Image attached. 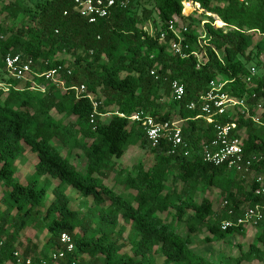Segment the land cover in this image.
Masks as SVG:
<instances>
[{
  "label": "trees",
  "instance_id": "obj_1",
  "mask_svg": "<svg viewBox=\"0 0 264 264\" xmlns=\"http://www.w3.org/2000/svg\"><path fill=\"white\" fill-rule=\"evenodd\" d=\"M121 1L89 23L74 0H0V264H264V220L252 238L242 225L221 228L264 204L256 194V179L264 178V74L253 85L244 79L250 62L262 63L264 0H193L204 12L187 16L183 0ZM155 14L160 29L152 33ZM9 54L30 60L39 76H12ZM51 68H59L55 80L40 75ZM174 79L185 88L181 99ZM213 80L226 81L248 109L231 108L214 122L199 117V107L189 109ZM82 84L86 91L77 95L73 87ZM140 111L181 120L184 143L174 154L167 140L152 146L142 121L131 119ZM216 122L236 124L232 136L253 158L250 170L204 161ZM26 146L37 163L22 182L17 161ZM129 149L143 155L119 168ZM67 187L84 198L80 208L71 206ZM27 227L47 230L42 246L22 243ZM64 232L75 249L55 260ZM201 234L213 243L209 253L192 248Z\"/></svg>",
  "mask_w": 264,
  "mask_h": 264
},
{
  "label": "built area",
  "instance_id": "obj_2",
  "mask_svg": "<svg viewBox=\"0 0 264 264\" xmlns=\"http://www.w3.org/2000/svg\"><path fill=\"white\" fill-rule=\"evenodd\" d=\"M244 1V0H240ZM126 1H121L122 6H126ZM75 7L82 18H85L89 23H95L99 19L106 17L111 10L116 6V0H74ZM183 11L182 15L187 16L193 11L204 12L198 2L193 0H183ZM209 14V13H208ZM179 18H176V23ZM174 26L171 24V29ZM187 28L185 27L184 30ZM161 38H164V33L161 34ZM175 52H181L180 43H174L172 45ZM6 65L9 73L18 79H28V73H33L31 69V61H22L19 55L9 54L6 57ZM59 68H51L47 72L40 74L48 80H55L56 74ZM151 74L158 78L156 71L151 70ZM34 75L39 76L38 73ZM259 75V71L256 66H250L248 68V74L245 76V82L248 85H253L255 78ZM64 86V83L61 82ZM38 86V85H36ZM226 81H211L207 92L202 95L198 100L191 101L187 104L189 109H195L199 107L201 114L199 117L214 122L216 117L223 115L227 110L234 107H243L248 109V105L244 98H236L232 96L228 91L225 90ZM74 90L77 95L84 94L86 91L85 85L74 86ZM171 88L177 99H181L185 93L183 84L178 80L174 79L171 82ZM93 105L96 107L97 103L94 101L92 96H89ZM228 108V109H227ZM258 109L263 110V104H258ZM123 115V114H120ZM255 121H258V114L252 117ZM132 120L142 121L148 139L152 146H158L161 140H167L171 143L172 149L170 153L174 154L180 146L184 143L182 136V125L181 120H166L157 121L150 115H145L144 112H135L131 116ZM235 123L221 124L215 123V137L204 146V161L220 167L224 166L228 169H234L237 171H248L253 163V158H246L244 156L243 147L238 137L232 136V130L235 128ZM258 187L256 194L264 195V178L262 176L256 179ZM226 203V202H225ZM231 214L232 210L229 211ZM264 220V204H257L255 206L247 208L244 213L238 216L235 220L228 219L221 225L223 230H227L234 224L242 225L247 229L255 228ZM60 243L63 250L58 251V254H53L55 260L62 258L64 252H72L75 249L73 237L64 232L60 235ZM17 255V253H16ZM26 264H31V260L27 259ZM41 264H47L42 262Z\"/></svg>",
  "mask_w": 264,
  "mask_h": 264
},
{
  "label": "rangeland",
  "instance_id": "obj_3",
  "mask_svg": "<svg viewBox=\"0 0 264 264\" xmlns=\"http://www.w3.org/2000/svg\"><path fill=\"white\" fill-rule=\"evenodd\" d=\"M41 0H28V2H39ZM139 11H140V5L138 7ZM180 21V20H179ZM219 24V23H218ZM147 28L152 32L155 33L158 29H160L159 27V23H158V17L155 14L154 15V19L150 20L147 24ZM259 60L262 61V63L258 64L256 62V59L253 60L252 62H250L248 64V68L250 66H256L257 70L259 71V74H264V53L259 57ZM3 77V73H0V79ZM228 109V108H227ZM144 153V152H143ZM142 151L140 150H133V149H129L127 150V152L125 153V155L123 156V158L119 161L118 166L119 168H131L133 166V164L136 162L135 160H137L138 156H142ZM37 163V157L36 154H34L30 148L28 146H26V152L25 154L22 156V158L20 160L17 161V166H18V171L17 174L21 177V181L25 182L27 180V177L33 172L34 170V166ZM109 185L111 186H117V189H120V185H115L114 184V180H109L108 182ZM113 186V187H114ZM4 188L0 186V193L2 192ZM67 193L69 194V196L72 199V203L71 206L75 209L80 208V205L83 203L84 198L81 196L80 192H78L76 189L72 188V187H67ZM52 195L49 196V202L51 201V197ZM90 205H92V199H88ZM83 213L87 212V207H85L84 209H81ZM125 225V232H124V236L125 238L128 236L129 234V225H127L123 219H120V226ZM247 232V236L249 238L254 237L255 235V228H250L248 230H246ZM48 232L47 230L44 231H38L37 229H35L34 227H27L22 231L21 234V241L22 243L26 246L28 241L31 240L34 243H38L40 246L43 245V243H45L46 239L48 238ZM204 235H198L194 237V245H193V250H196L197 252L200 253H209L208 251L210 249H212L213 247V243H203L201 241V239L203 238ZM130 244L126 247V251L130 252ZM19 252H22V250L20 249ZM234 252V251H233ZM215 255H217V252H214ZM159 263L162 262V259L158 260ZM252 264H261V261L255 260Z\"/></svg>",
  "mask_w": 264,
  "mask_h": 264
},
{
  "label": "bare ground",
  "instance_id": "obj_4",
  "mask_svg": "<svg viewBox=\"0 0 264 264\" xmlns=\"http://www.w3.org/2000/svg\"><path fill=\"white\" fill-rule=\"evenodd\" d=\"M220 24L222 25L223 23H222V22H220Z\"/></svg>",
  "mask_w": 264,
  "mask_h": 264
}]
</instances>
